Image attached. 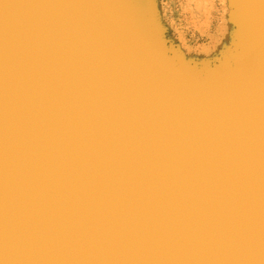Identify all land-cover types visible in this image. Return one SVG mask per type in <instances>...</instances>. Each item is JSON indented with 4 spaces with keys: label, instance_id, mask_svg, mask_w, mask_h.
Returning <instances> with one entry per match:
<instances>
[{
    "label": "water",
    "instance_id": "water-1",
    "mask_svg": "<svg viewBox=\"0 0 264 264\" xmlns=\"http://www.w3.org/2000/svg\"><path fill=\"white\" fill-rule=\"evenodd\" d=\"M76 3L0 0V264H264L249 3L259 84L190 106L145 36L132 55Z\"/></svg>",
    "mask_w": 264,
    "mask_h": 264
},
{
    "label": "bare ground",
    "instance_id": "bare-ground-1",
    "mask_svg": "<svg viewBox=\"0 0 264 264\" xmlns=\"http://www.w3.org/2000/svg\"><path fill=\"white\" fill-rule=\"evenodd\" d=\"M107 1L109 5L112 6L115 12H112L111 9L104 10L100 5L93 4L91 0H77L75 6H79L80 4H82L89 11L88 16H85V18L92 17V18H98L99 20H102L101 18H103L110 22V29H109L110 34L102 33V32H99L97 34L100 37L102 36L109 37L113 45H117L118 47H121L127 44L132 45L131 42L133 43L132 46L140 45L141 47L139 49L134 47L135 52H133L132 55L133 54L139 55V51L143 50V48L145 49V46L143 45L142 42L145 36V38L149 40L152 48L148 49L147 52H145V56L143 58L147 59V57L149 56V57H157L159 59L156 60L160 64V71L163 74V77L164 76L167 77L170 80V82L174 85V87H172L174 89L173 91L169 92V95L171 99L174 100L177 104L190 106L198 103L199 99L205 100V97H207L206 100H210L211 98L214 99L218 97H222L223 99L230 96L234 98L242 89L244 90L246 87H249L252 88V90H254L259 84L258 83L256 85L255 82H254V86H249L252 82L248 84L252 80V78L258 76L257 73L259 66H255L254 58H256V54L254 57L253 54L252 55L250 54L252 46L255 52V46H254L255 44H254V37L252 38L251 33L249 32L250 21L245 18L244 10H245V4L249 3L250 10L252 9L253 15L256 16V22L258 24L256 25V33H257L256 42L258 44H262L264 48V0H241L240 2L241 12L240 15H237L238 18L236 20L238 21V28H239L237 31V46H236L238 48V51L236 50L237 52L234 53L235 50L233 52V49L229 48L228 46L226 47L223 44L224 46H221V49L217 50V54H216L217 57H220L221 65L219 66L212 65L209 59H204L201 62H197V61H196L197 63L193 62L195 63V65L193 66L192 64L189 63L190 61L188 62V58H190V56L187 58V56L185 55L187 60L186 58L185 59L183 58L185 56L181 57L180 58L181 64H179L178 67L173 66L172 61H168L167 63L162 50L159 48L158 45L159 42L158 40L155 39L152 31L154 25H156L154 20H151L152 23L150 22L151 24H153L152 27L151 24L143 20H141L142 22L138 21L136 19V16H134L133 14L131 15V12L129 11L131 10V7L127 6L126 4L123 5V3L120 2V0H107ZM256 3H257V8L255 6ZM73 9L75 10L74 7ZM150 14L148 15L153 16ZM70 15H72V13H70ZM140 23L142 24L144 23L147 26L149 35L155 41L154 43L157 44L156 46L153 43H151V40L149 39V35L144 30H142V24ZM137 29H141L142 32L139 33L140 31L138 32ZM232 40H235V38ZM174 54L176 53L174 52ZM234 56H236L235 60H232ZM194 59L196 60V58ZM129 60L132 63L134 62V58L132 57H130ZM136 65L139 66L137 63ZM137 66H134L136 70H137ZM139 67L140 68L143 67L144 69H146L144 66H139ZM133 72L136 73L134 69ZM150 88L154 89V85L152 83ZM202 93L205 94L204 98H200V95ZM166 95L168 96V93H166Z\"/></svg>",
    "mask_w": 264,
    "mask_h": 264
},
{
    "label": "rangeland",
    "instance_id": "rangeland-1",
    "mask_svg": "<svg viewBox=\"0 0 264 264\" xmlns=\"http://www.w3.org/2000/svg\"><path fill=\"white\" fill-rule=\"evenodd\" d=\"M120 2L131 7L129 10L131 15L136 16L138 21L143 20L151 24V20H154L156 25L153 27L151 24L154 37L158 40L167 63L172 61L175 67L181 64L180 58L185 55L187 58L190 56L188 62L190 61L193 66L204 59H209L212 65L219 66L221 61L216 54L221 46H228L233 52L235 50L234 53L238 51L236 46L239 28L236 20L241 12V0H120ZM140 2H143L142 5ZM142 28L149 35L144 23ZM234 38L235 40H232ZM149 39L151 43L157 45L150 35ZM235 57L232 60H235Z\"/></svg>",
    "mask_w": 264,
    "mask_h": 264
}]
</instances>
